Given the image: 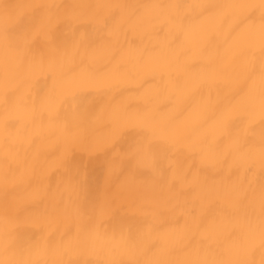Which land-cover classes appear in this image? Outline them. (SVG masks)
Returning <instances> with one entry per match:
<instances>
[{"label":"bare ground","instance_id":"obj_1","mask_svg":"<svg viewBox=\"0 0 264 264\" xmlns=\"http://www.w3.org/2000/svg\"><path fill=\"white\" fill-rule=\"evenodd\" d=\"M0 264H264V0H0Z\"/></svg>","mask_w":264,"mask_h":264}]
</instances>
